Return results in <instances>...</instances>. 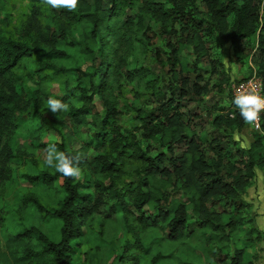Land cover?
<instances>
[{
  "label": "trees",
  "instance_id": "trees-1",
  "mask_svg": "<svg viewBox=\"0 0 264 264\" xmlns=\"http://www.w3.org/2000/svg\"><path fill=\"white\" fill-rule=\"evenodd\" d=\"M196 1L139 0L135 17L126 16L120 21L118 10L123 4H133V0H80L76 11L61 8L56 14L46 16L36 43L0 34V184L7 177L4 167L8 160L6 154L9 156L8 148L1 143L2 136L4 131L17 126L14 110L18 95L11 77L22 60L37 56L35 71L40 78L45 71L63 78L69 94L60 99L67 103L70 100L81 102L68 112L75 126L85 124L95 95L103 99L106 108L99 131L89 142L79 149L65 143L57 145L60 151L80 157L82 177L79 180L64 177L54 168L29 178L37 187L54 190L56 197L50 204L31 200L28 221L10 222L3 233L0 264H73L74 246L92 231L88 230L90 222L101 213L106 195L115 200L114 208L118 213H123L128 202L136 211L154 212L151 221L150 215L138 216L145 227L157 233L145 243L137 241L142 264H202L203 261L215 264L209 261L205 243H209L213 255L218 254L213 253L214 249L219 251L227 246L225 242L236 234L239 226L232 211L235 202L250 186L255 168H264V111L260 112V130L252 132L247 148L231 153L214 137L206 150L179 100L187 96L201 99L210 91V83L199 73L192 81L182 75L184 61L180 55L184 49H189L196 58L206 57L202 33L205 30L204 34L215 32L224 38L235 59L240 61L250 48V37L256 35L257 53L253 63L264 95V0H200L206 8V27L201 21H194L199 12ZM145 17L158 23L162 33L176 37L166 44L169 55L165 62L170 66L172 79L178 80V92L170 90V95L158 100L151 111L137 116L134 128L138 138H134L133 133L122 130L117 124L118 111L108 99L107 91L124 71L128 79L136 76L156 97L157 77L150 78L148 68L129 70L124 58L117 55L110 37L136 32ZM81 61L85 63L84 69H81ZM212 72H216L213 65ZM222 83L227 85L229 104L226 113L213 118V124L241 129L247 124L233 103L229 77H222ZM143 142L156 144L158 151L153 153V148L149 144L143 146ZM90 147L94 155L88 160ZM129 159L138 163V168H133L136 187L132 195L113 178L119 166L126 165ZM105 178L109 180L107 185ZM220 200H224V204L216 206ZM120 223L126 224L122 215ZM158 231H163L164 237ZM252 231H247V235ZM162 238L165 247H156L149 254L151 245ZM247 246L235 241L228 260L225 257L217 260L222 264H252L244 261ZM129 249L127 243L115 249L116 255L109 264H124ZM197 250L203 254L198 255ZM134 261L139 262L137 258Z\"/></svg>",
  "mask_w": 264,
  "mask_h": 264
},
{
  "label": "rangeland",
  "instance_id": "rangeland-1",
  "mask_svg": "<svg viewBox=\"0 0 264 264\" xmlns=\"http://www.w3.org/2000/svg\"><path fill=\"white\" fill-rule=\"evenodd\" d=\"M138 2L139 0H133V4H123L118 10L117 19L122 21L126 16L135 17ZM196 5L199 12L194 21H201L203 27H206V8L200 0L196 1ZM57 12V9L45 5L42 0H0V34L15 40L36 43L39 38L38 30L45 17ZM117 25L115 23L114 27ZM204 31L202 33L207 56L196 58L189 49H184L180 55L184 61L181 73L191 81L199 73L209 81L210 91L201 99L187 96L179 100V104L191 118L196 136L206 150L209 148L211 139L216 137L223 143L225 149L234 153L236 149H245L249 146L254 131L252 126L247 124L241 129L231 130L222 126L217 127L213 124V118L217 114L226 113V107L229 104L226 95L227 85L220 84L221 78L228 76L230 82L237 81L255 72L253 57L257 53L256 35L250 37L248 52L242 60L237 61L224 38L215 32L204 34ZM118 34L120 35L111 36L110 41L117 55L126 61L127 68L129 70L148 68L151 70L150 78L157 77L158 95L156 97L150 94L143 82L137 81L136 76L130 80L124 71L117 75V80L113 81V86L106 94L108 99L116 105L117 124L122 130L130 131L134 138H138V132L134 128L138 122L137 116L151 111L157 105L158 100L170 95V90L176 94L178 92V80L172 79L170 66L165 62L169 55L166 44L168 41H174L176 37L162 33L159 24L149 21L147 17L144 18L142 27L136 32H131L128 36ZM35 58L22 60L13 69L11 77V84L18 95L17 107L14 110L17 126L4 131L1 142L9 150V156L6 154L8 160L4 167L7 177L0 184V248L2 250L4 249L3 233H6L10 222L28 221L31 200L50 204L56 197L54 190L37 187L29 180L34 175L51 170L43 162L44 150L48 144L55 143L57 146L65 143L72 149L81 148L92 139L95 132L99 131L101 120L106 113L103 99L95 95L89 104V114L83 125L75 126L68 112L53 114L47 108V99L49 97L60 99L68 95L69 91L62 83L63 78L53 76L50 71H45L44 76L40 78L39 73L35 71L37 66ZM212 65L216 72H212ZM84 67L85 63L81 61V69ZM35 90H37L36 93ZM68 104L72 112L81 105V102L70 100ZM146 144L153 148V153L159 149L156 144L143 142V146ZM180 150L178 149L177 152ZM160 151L163 152L164 149ZM210 154L208 152V155ZM93 155L94 149L90 147L87 151V159L90 160ZM134 167L138 168V163L129 159L126 165L119 166L113 177L119 187L129 189L128 194L130 195L135 192L136 187ZM86 173L88 175V170ZM108 183L109 180L105 178L104 184ZM104 191L107 194V191ZM223 204L224 200H220L215 205ZM115 206V200L106 195V203L101 213L90 222L92 227L89 226L88 230L92 229V231L87 232L82 241L74 246L73 264H109L116 255L115 249L126 243L130 245V249L124 264H134L135 261H132L135 258L139 260L135 264H142L140 260L142 251L137 241L145 243L150 240L152 234L157 235V233L145 227L139 221L138 216L140 214L150 215L149 220L151 221L154 218V212L150 213L145 209L136 211V208L128 202L121 214L116 212ZM233 208L232 211L239 220V226L235 229L236 234L225 242L226 247H221L219 251L214 249L213 253H218L215 255L211 254L212 248H209V243H205L209 252L207 254L209 261L222 264L217 260L218 257H225L228 260L234 248V242L237 241L241 246L248 245L244 254L245 262L263 264L264 168H255V176L250 186L238 197ZM107 214H109L108 217L105 216ZM120 215L126 219L124 226L120 223ZM36 223L43 226L40 221ZM250 229L253 231L247 235ZM158 232L164 237L163 231ZM165 245L164 238H162L158 243L151 245L149 254L156 247L164 248ZM196 253L203 254L198 250ZM202 264H207V262L203 261Z\"/></svg>",
  "mask_w": 264,
  "mask_h": 264
},
{
  "label": "clouds",
  "instance_id": "clouds-1",
  "mask_svg": "<svg viewBox=\"0 0 264 264\" xmlns=\"http://www.w3.org/2000/svg\"><path fill=\"white\" fill-rule=\"evenodd\" d=\"M42 2L57 10L64 8L68 11H76L80 0H42ZM233 103L239 109L244 122L249 125L255 124L260 118V112L264 111V98L254 92H239ZM46 104L48 110L55 115L70 111L69 104L61 99L49 97ZM44 151L43 162L46 166L54 168L56 172L67 178L79 180L82 177L79 156H72L60 151L55 143H49Z\"/></svg>",
  "mask_w": 264,
  "mask_h": 264
},
{
  "label": "built area",
  "instance_id": "built-area-1",
  "mask_svg": "<svg viewBox=\"0 0 264 264\" xmlns=\"http://www.w3.org/2000/svg\"><path fill=\"white\" fill-rule=\"evenodd\" d=\"M229 90L234 98L239 92L242 91L254 92L259 94L262 98H264L262 92L261 79L255 72H253L251 75L247 76L246 78L237 81H231L229 85ZM251 126L254 131L260 130V118L255 124Z\"/></svg>",
  "mask_w": 264,
  "mask_h": 264
}]
</instances>
